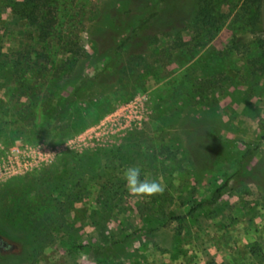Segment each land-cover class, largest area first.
<instances>
[{
    "label": "rangeland",
    "instance_id": "374dc122",
    "mask_svg": "<svg viewBox=\"0 0 264 264\" xmlns=\"http://www.w3.org/2000/svg\"><path fill=\"white\" fill-rule=\"evenodd\" d=\"M155 2L46 3L59 42L82 49L77 71L106 67L54 126L63 54L35 41L24 0H0V157L36 143L52 153L0 174V264H264V0L256 20L242 0H213L214 28L196 22L198 0H164L111 56ZM128 166L164 192L130 196ZM220 186L214 205L188 213Z\"/></svg>",
    "mask_w": 264,
    "mask_h": 264
},
{
    "label": "trees",
    "instance_id": "16d2710c",
    "mask_svg": "<svg viewBox=\"0 0 264 264\" xmlns=\"http://www.w3.org/2000/svg\"><path fill=\"white\" fill-rule=\"evenodd\" d=\"M27 5H29V13L30 23L34 26L35 38L37 43L46 41H51L53 48L56 47L60 50L61 54H63V59L61 63V67L55 66L52 68V72L54 75H57L59 72H62V79L64 80V93L59 96L57 101L54 103L52 107L49 109V118L54 122V126H56L60 120V116L66 114L77 102L81 93L91 84L98 81V79L105 73L106 67L99 69L96 73H93L89 76L80 73L77 71L76 67L80 63L82 59L81 48L79 47L77 41L75 42L71 38H67L64 41H60L57 39L56 35V24L53 19L50 18V9L46 4L49 0H24ZM262 0H242V7L244 11H247L249 16H251V20H256L259 16L260 12V3ZM164 0H157L154 3L151 10L145 15L141 16L137 19L136 23L129 29L128 33L122 37L111 49V56H115L121 51L125 46H127L137 35L142 33L151 23V21L157 16L159 13ZM31 3V4H30ZM213 0H198L197 7L194 12L196 22H199L201 25L214 28L216 19L211 14L212 9L214 7ZM45 12L42 11L45 9ZM39 17V20H38ZM56 39V42H54ZM56 49V50H57ZM55 50V52H56ZM59 53V54H60ZM64 65V66H63ZM57 123V124H56ZM71 126V125H70ZM73 126V125H72ZM215 139V135H212ZM252 149L246 148L243 150L240 158L236 164V170L239 171L242 163L246 161V159L251 155ZM100 190L110 191V185L106 183V185H101ZM223 191V187L215 188L209 197L192 206L188 213L196 211L198 208L202 206H212L214 205L221 197ZM108 199V198H107ZM109 202L108 200H105ZM149 231H153L154 228H149ZM121 241L114 240L108 243L105 247H91L92 254L94 256H103V252L105 248H108L112 245L118 244Z\"/></svg>",
    "mask_w": 264,
    "mask_h": 264
},
{
    "label": "built area",
    "instance_id": "2783aa9c",
    "mask_svg": "<svg viewBox=\"0 0 264 264\" xmlns=\"http://www.w3.org/2000/svg\"><path fill=\"white\" fill-rule=\"evenodd\" d=\"M52 153L47 145L11 146L5 149L0 157V174L17 175L45 165Z\"/></svg>",
    "mask_w": 264,
    "mask_h": 264
},
{
    "label": "clouds",
    "instance_id": "9594fccd",
    "mask_svg": "<svg viewBox=\"0 0 264 264\" xmlns=\"http://www.w3.org/2000/svg\"><path fill=\"white\" fill-rule=\"evenodd\" d=\"M128 194L135 198H151L164 192L165 186L159 179L150 178L148 174L141 175L139 166H128L123 171Z\"/></svg>",
    "mask_w": 264,
    "mask_h": 264
}]
</instances>
